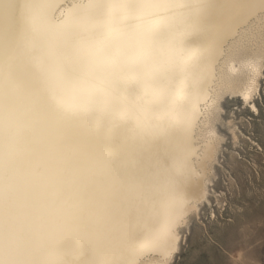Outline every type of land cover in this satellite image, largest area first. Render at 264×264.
Wrapping results in <instances>:
<instances>
[{
    "label": "snow or ice",
    "instance_id": "obj_1",
    "mask_svg": "<svg viewBox=\"0 0 264 264\" xmlns=\"http://www.w3.org/2000/svg\"><path fill=\"white\" fill-rule=\"evenodd\" d=\"M237 56L257 112L264 0H0V264H185L227 229L232 94L199 97Z\"/></svg>",
    "mask_w": 264,
    "mask_h": 264
},
{
    "label": "rangeland",
    "instance_id": "obj_2",
    "mask_svg": "<svg viewBox=\"0 0 264 264\" xmlns=\"http://www.w3.org/2000/svg\"><path fill=\"white\" fill-rule=\"evenodd\" d=\"M261 81V92L255 98L257 112L244 107L238 97L224 100L225 115L234 118L244 133L242 141L234 144L229 132L221 128L228 134L227 140L232 139L225 152L229 157L233 152L243 161L234 168L236 175L232 177L233 186L214 184V189L221 186L228 188L225 211L230 225L227 229L223 225L205 229L206 234L195 248L186 249L177 258L185 264H223L229 258L225 255L228 249H233L229 255L244 250L253 264H264V153L261 152V148H264V76ZM248 164L251 167H247Z\"/></svg>",
    "mask_w": 264,
    "mask_h": 264
},
{
    "label": "bare ground",
    "instance_id": "obj_3",
    "mask_svg": "<svg viewBox=\"0 0 264 264\" xmlns=\"http://www.w3.org/2000/svg\"><path fill=\"white\" fill-rule=\"evenodd\" d=\"M37 3H62V4H75L78 3L79 0H35ZM217 3H229L230 0H215ZM47 9H40L39 12L41 14L46 13ZM71 11V10H69ZM224 10H220L223 12ZM66 13V18H67ZM247 68V58L246 57H230L227 59H223L216 64L215 67V80L210 84L209 89H205V95L199 97L201 101L207 99L209 96L219 94L221 92H229L232 94L231 97H238L236 94L244 91L249 87V75ZM263 76H257L255 79V97L261 92V84ZM239 98V97H238ZM196 97L193 98V102H195ZM211 103V101H209ZM224 112L226 111L224 104L222 105ZM257 107V104H256ZM258 110V107H257ZM228 124L224 126V121L221 120V126L219 128L213 126V131L217 133V135L224 141L227 140L228 134L222 131V127L226 129L229 134L232 136L234 144H238L242 141V137L244 135L243 131H241L240 127L237 125V122L231 116H228ZM238 134V135H237ZM226 148V147H225ZM225 151V149H224ZM231 157H235L233 152H230ZM214 189V184L211 185Z\"/></svg>",
    "mask_w": 264,
    "mask_h": 264
}]
</instances>
